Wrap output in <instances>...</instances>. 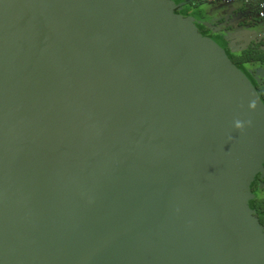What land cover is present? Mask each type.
I'll return each mask as SVG.
<instances>
[{
	"label": "water",
	"instance_id": "obj_1",
	"mask_svg": "<svg viewBox=\"0 0 264 264\" xmlns=\"http://www.w3.org/2000/svg\"><path fill=\"white\" fill-rule=\"evenodd\" d=\"M177 9L0 0V264H264V99Z\"/></svg>",
	"mask_w": 264,
	"mask_h": 264
},
{
	"label": "flooded vegetation",
	"instance_id": "obj_2",
	"mask_svg": "<svg viewBox=\"0 0 264 264\" xmlns=\"http://www.w3.org/2000/svg\"><path fill=\"white\" fill-rule=\"evenodd\" d=\"M199 2L197 3V9L202 14V17L206 20H211L213 23L207 31L227 39L231 47L237 43L246 44L264 40V31H260V28L259 30L257 29L258 24H253L258 23L259 20L256 22H246L240 19L241 10L234 8L235 3L222 1L203 6ZM217 16H222V18L214 21L213 18ZM258 93L264 99V87L259 88ZM252 191L256 194V198L251 202L252 206L264 226V176L256 177L252 184Z\"/></svg>",
	"mask_w": 264,
	"mask_h": 264
},
{
	"label": "trees",
	"instance_id": "obj_3",
	"mask_svg": "<svg viewBox=\"0 0 264 264\" xmlns=\"http://www.w3.org/2000/svg\"><path fill=\"white\" fill-rule=\"evenodd\" d=\"M178 6L177 13L195 21L201 31H207L212 26L211 20H206L197 9L199 0H171ZM233 47L238 50L231 54L235 64L242 67L253 79L257 92L264 87V40L254 43H237ZM261 222V221H260ZM262 224V223H261Z\"/></svg>",
	"mask_w": 264,
	"mask_h": 264
},
{
	"label": "rangeland",
	"instance_id": "obj_4",
	"mask_svg": "<svg viewBox=\"0 0 264 264\" xmlns=\"http://www.w3.org/2000/svg\"><path fill=\"white\" fill-rule=\"evenodd\" d=\"M203 6H207L210 3H206L203 0H199ZM234 8L236 9H240V19L245 20L246 22H256L257 20H259L258 23H253V24H258V30L260 28V31H264V19L261 20L259 19V7L257 4L254 3H245L244 1H239L236 2L234 4ZM222 16H217L215 18H213L214 21H218L219 19H221ZM257 30V31H258Z\"/></svg>",
	"mask_w": 264,
	"mask_h": 264
},
{
	"label": "clouds",
	"instance_id": "obj_5",
	"mask_svg": "<svg viewBox=\"0 0 264 264\" xmlns=\"http://www.w3.org/2000/svg\"><path fill=\"white\" fill-rule=\"evenodd\" d=\"M256 107H257L256 100H252L249 102V104H248L249 110H255ZM251 125H252L251 119L241 120V119L237 118L233 121V128L239 132H244L246 127H250Z\"/></svg>",
	"mask_w": 264,
	"mask_h": 264
},
{
	"label": "built area",
	"instance_id": "obj_6",
	"mask_svg": "<svg viewBox=\"0 0 264 264\" xmlns=\"http://www.w3.org/2000/svg\"><path fill=\"white\" fill-rule=\"evenodd\" d=\"M206 3H219L222 1H228L231 3H236L239 1H244L245 3H254L257 4L260 11H259V19H264V0H203Z\"/></svg>",
	"mask_w": 264,
	"mask_h": 264
}]
</instances>
